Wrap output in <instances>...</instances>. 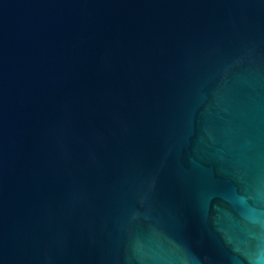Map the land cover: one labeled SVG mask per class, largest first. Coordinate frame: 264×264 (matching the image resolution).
Returning <instances> with one entry per match:
<instances>
[{
  "label": "water",
  "instance_id": "1",
  "mask_svg": "<svg viewBox=\"0 0 264 264\" xmlns=\"http://www.w3.org/2000/svg\"><path fill=\"white\" fill-rule=\"evenodd\" d=\"M0 264H264V0H0Z\"/></svg>",
  "mask_w": 264,
  "mask_h": 264
}]
</instances>
